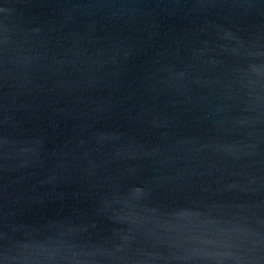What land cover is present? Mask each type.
<instances>
[{"label": "water", "instance_id": "water-1", "mask_svg": "<svg viewBox=\"0 0 264 264\" xmlns=\"http://www.w3.org/2000/svg\"><path fill=\"white\" fill-rule=\"evenodd\" d=\"M0 264H264V0H0Z\"/></svg>", "mask_w": 264, "mask_h": 264}]
</instances>
